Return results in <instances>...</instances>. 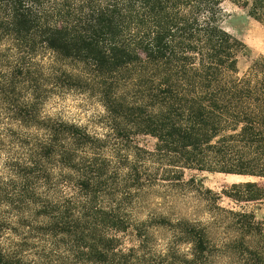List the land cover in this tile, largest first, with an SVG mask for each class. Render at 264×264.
I'll return each instance as SVG.
<instances>
[{"label":"trees","instance_id":"obj_1","mask_svg":"<svg viewBox=\"0 0 264 264\" xmlns=\"http://www.w3.org/2000/svg\"><path fill=\"white\" fill-rule=\"evenodd\" d=\"M225 3L264 23V0H0V264H120L146 246L128 210L157 184L204 188L185 169L264 179V52L239 72ZM70 89L100 97L105 133L42 113ZM158 220L200 264L206 229Z\"/></svg>","mask_w":264,"mask_h":264},{"label":"rangeland","instance_id":"obj_2","mask_svg":"<svg viewBox=\"0 0 264 264\" xmlns=\"http://www.w3.org/2000/svg\"><path fill=\"white\" fill-rule=\"evenodd\" d=\"M224 8L229 14L224 25L240 37L247 47L238 56V68L242 73L264 52V23L247 16L243 9L230 3H225ZM42 113L74 121L91 132L105 133V107L100 97L91 90L70 89L55 93L44 102ZM136 140L140 145L153 148L154 138L151 136H138ZM191 176L199 179L204 188L191 184L171 186L170 183H159L129 208L132 222L147 227L148 239L143 249H138L135 254L127 253L120 264L166 263L164 257L168 254L174 257L175 264H183V257H190V244L178 240L177 234L167 223L159 225L158 217L172 223L176 219H183L206 229L209 246L200 264H264V197L261 195L264 179H243L238 175L185 169L184 180ZM248 180L256 181L258 187L247 192L232 186L233 183ZM205 188L220 196L215 197ZM223 190L226 192L222 193ZM230 211L250 213L256 231H239L235 223L237 215ZM117 237L123 250L137 247L136 237L131 230L119 232ZM25 255L28 259H36L32 252ZM58 264H72V261L62 259Z\"/></svg>","mask_w":264,"mask_h":264}]
</instances>
